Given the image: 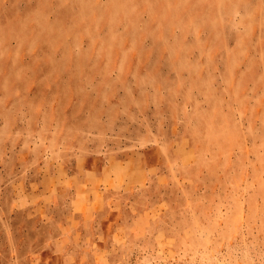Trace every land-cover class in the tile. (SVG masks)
Instances as JSON below:
<instances>
[{
  "label": "rangeland",
  "instance_id": "obj_1",
  "mask_svg": "<svg viewBox=\"0 0 264 264\" xmlns=\"http://www.w3.org/2000/svg\"><path fill=\"white\" fill-rule=\"evenodd\" d=\"M0 264H264V0H0Z\"/></svg>",
  "mask_w": 264,
  "mask_h": 264
}]
</instances>
